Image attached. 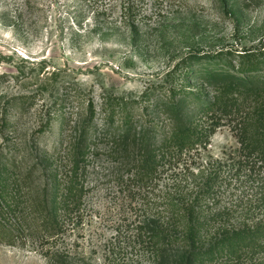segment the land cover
I'll return each mask as SVG.
<instances>
[{"label": "rangeland", "instance_id": "obj_1", "mask_svg": "<svg viewBox=\"0 0 264 264\" xmlns=\"http://www.w3.org/2000/svg\"><path fill=\"white\" fill-rule=\"evenodd\" d=\"M131 1L137 34L125 21L127 0H0V152L12 164L0 165V206L11 226V236L0 235V264H48L55 252L71 264H155L163 252L165 264H178L187 249L181 222L172 221L173 201L177 213L189 206L190 223L199 224L198 248L212 249L200 264H264L263 238L256 247L251 241L230 249L215 243L222 230L264 219V168L246 155L236 133L241 114L264 123V89L213 86L205 71L218 68L221 56L237 71L243 53L258 54L264 0ZM181 83L199 98L185 103L195 122L212 120L208 106L228 107L205 146L168 162L161 157L165 132L159 129L151 139L158 165L139 178L110 155L102 138L84 167L72 168V143L88 101L95 113L90 136L101 131L107 98L116 96L137 101L129 107L136 122L143 113L167 129L162 104L169 88ZM48 159L61 199L74 173L81 190L71 210L62 199L58 230L50 236L35 204L48 179ZM213 171L219 182L202 191ZM158 223L165 242L144 228Z\"/></svg>", "mask_w": 264, "mask_h": 264}, {"label": "trees", "instance_id": "obj_2", "mask_svg": "<svg viewBox=\"0 0 264 264\" xmlns=\"http://www.w3.org/2000/svg\"><path fill=\"white\" fill-rule=\"evenodd\" d=\"M132 14L133 2L127 0V6L124 7L125 21L131 30L137 34V27L132 19ZM256 52L258 54L250 56L243 53L242 56H240L241 63L237 71L230 70V62L223 56L219 57L218 68L205 70L209 81L213 86H221L223 88H227V86L230 85L236 88L244 87V89H250V91H254L256 88L264 89V42ZM185 75V68H181L178 77L182 79V82L186 79ZM183 86V83H181L178 89L176 87L169 88V96L168 98L166 97L165 102L162 104L163 108H161V112L164 113L169 120V127L167 129H164L163 126H160L161 128L158 127L150 115L146 116L143 115V113L139 115V117H143L140 118L143 122L141 120V122L139 120L136 122L135 114H133L134 108L132 107L129 109V107L131 102L137 103V101L131 100L130 102L123 97L116 96L114 98H107L104 106L107 118L101 131L98 135L93 134L90 136L95 113L92 102L88 101L85 107V114H83L81 120L79 132L72 143V168L77 170L83 168L87 155L95 151L92 150V146H95L96 142L102 138H106L107 142L111 145L109 149V151H111L110 155L113 158L125 160L126 165L138 173V175H136L139 178L147 175L149 177L158 165V161L155 160V147L152 148L151 139L157 131H160L159 129L165 132V137L162 140L161 146H165V148L163 149L161 157L168 160V162L179 160L183 154L187 153L190 149H194V146L197 144H204L205 146L208 136L214 133L219 118L223 116V114H227L228 107H226L225 104H220V110L215 111L213 107L208 106L207 112H210L212 120L202 124L198 121L195 122L191 116L187 115L185 103L189 105L199 98H195L193 94H190L192 96L190 98L189 92L182 89ZM180 92H182L183 98L175 100L174 96ZM260 113L262 112L260 111ZM246 114L245 116L241 114L237 119V137L246 155L259 160L260 165L264 168V123L262 121L254 122L247 118ZM116 115L118 120L115 123L111 121V119ZM62 119L63 118H61V123ZM47 126L48 122H45L40 127L39 132H42ZM9 161L7 154L4 155L3 152H0V165L9 167L11 163ZM49 163L50 160L48 159V173L45 175L48 179L40 188L38 187L39 189L37 188L41 192V196H39L38 202L35 203L38 208L37 212L43 217V220H41V228L44 232L48 233V236L58 230L59 210L62 207V199L65 202V207H69L68 209L71 210L72 207H76L81 195V190L78 188L77 181H74V179H76L74 173V177L71 178V183L67 185L68 191L61 199V196H59L60 183L55 171L49 169ZM35 168L36 164H32L26 172L27 175L31 176ZM44 174L45 171H43V175ZM219 176L217 171H213L207 175L202 191H212L215 183L219 182ZM2 177L3 175L0 168V183L3 181ZM16 185L21 186L18 181ZM2 191L3 190L0 189V196H2ZM171 207L173 212L177 215L172 217V221H180L183 227L184 234L182 238L187 249L186 253L181 256L178 264H200L207 257L213 256L211 248L200 249L197 246L199 224L193 225L190 223L188 213H190L191 209H188L189 206L182 207L186 209V211L178 213L177 211L180 208L179 204L173 201ZM4 213L5 211H3L0 206V235L2 233H7L11 236V226L6 223V216ZM216 216L220 220V214L217 213ZM204 223L206 224V222ZM144 228L148 234L153 237H162V242H165L166 233L162 229V224L158 223L155 226L146 225ZM222 231L225 232L223 236L215 241V243H218L219 247H223V245L227 243L229 249L231 247L235 248L239 244L246 245L248 241H251L253 247H256L258 245L257 243H259V238L264 239V219L253 224H245L229 232L226 230ZM165 260V254L161 252L155 264H165ZM48 264L71 263L66 256L55 252Z\"/></svg>", "mask_w": 264, "mask_h": 264}]
</instances>
